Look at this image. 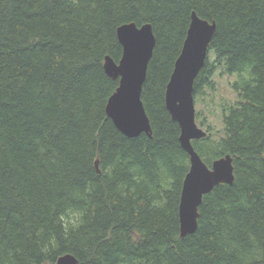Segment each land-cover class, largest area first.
I'll return each mask as SVG.
<instances>
[{"label":"trees","instance_id":"16d2710c","mask_svg":"<svg viewBox=\"0 0 264 264\" xmlns=\"http://www.w3.org/2000/svg\"><path fill=\"white\" fill-rule=\"evenodd\" d=\"M192 12L217 25L195 101L216 76H233L236 96L220 104L222 129L207 124L192 142L209 166L231 154L235 178L204 195L182 237L191 162L165 93ZM129 22L156 37L142 89L151 136L125 135L106 113L119 79L105 57L121 58ZM66 253L79 264H264V0H0V264Z\"/></svg>","mask_w":264,"mask_h":264},{"label":"water","instance_id":"95a60500","mask_svg":"<svg viewBox=\"0 0 264 264\" xmlns=\"http://www.w3.org/2000/svg\"><path fill=\"white\" fill-rule=\"evenodd\" d=\"M216 28L215 21L210 22L192 12L187 36L165 93L166 107L172 119L180 126V142L190 155L191 162L184 179L179 205L182 237L197 229L199 207L204 195L221 183L232 184L235 178L231 154L214 160L209 166L195 150L192 142L207 135V131L196 121L194 89L195 80L205 65ZM117 35L123 47L122 56L116 61L107 55L104 63L106 73L119 79L117 89L108 99L106 113L125 135L134 137L146 133L151 136L152 126L143 104L142 89L156 44L152 25L124 23L118 27ZM98 165L97 160V168ZM55 264H79V260L74 254L66 253Z\"/></svg>","mask_w":264,"mask_h":264},{"label":"rangeland","instance_id":"374dc122","mask_svg":"<svg viewBox=\"0 0 264 264\" xmlns=\"http://www.w3.org/2000/svg\"><path fill=\"white\" fill-rule=\"evenodd\" d=\"M234 78L229 77H218L213 80L214 90L205 89L204 94L200 97V100L195 101L196 103V114H200L199 118L204 120V124L197 120V123L204 129H207V124H211L213 131L222 129V117L219 109L221 102L224 100L233 101L236 99L235 93L233 92L230 80ZM196 115V118H197Z\"/></svg>","mask_w":264,"mask_h":264}]
</instances>
